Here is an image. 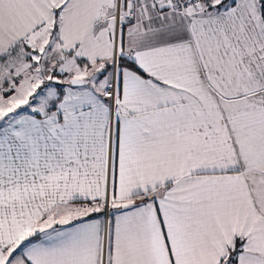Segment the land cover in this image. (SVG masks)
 Masks as SVG:
<instances>
[{"label":"snow or ice","instance_id":"snow-or-ice-1","mask_svg":"<svg viewBox=\"0 0 264 264\" xmlns=\"http://www.w3.org/2000/svg\"><path fill=\"white\" fill-rule=\"evenodd\" d=\"M0 264H264V0H0Z\"/></svg>","mask_w":264,"mask_h":264}]
</instances>
